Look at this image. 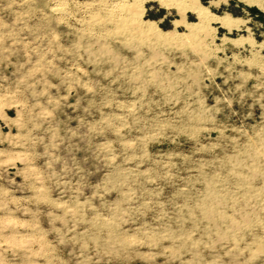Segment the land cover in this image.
<instances>
[{
  "label": "rangeland",
  "instance_id": "1",
  "mask_svg": "<svg viewBox=\"0 0 264 264\" xmlns=\"http://www.w3.org/2000/svg\"><path fill=\"white\" fill-rule=\"evenodd\" d=\"M137 1L0 0V264H264V0Z\"/></svg>",
  "mask_w": 264,
  "mask_h": 264
},
{
  "label": "bare ground",
  "instance_id": "2",
  "mask_svg": "<svg viewBox=\"0 0 264 264\" xmlns=\"http://www.w3.org/2000/svg\"><path fill=\"white\" fill-rule=\"evenodd\" d=\"M140 1V0H139ZM157 3L160 5V7L163 8H176L177 10H179V13H182V9L185 10H193L194 12H196V14L199 17V20L202 22L204 21V17L202 16V12H204L206 10V7H203L201 5H197L195 3V0H156ZM140 4L139 2L136 0L135 4L132 5V7L129 9V13L130 14H137V7H139ZM197 8H196V7ZM230 19L227 18H222L220 19V25L221 26H229Z\"/></svg>",
  "mask_w": 264,
  "mask_h": 264
},
{
  "label": "trees",
  "instance_id": "3",
  "mask_svg": "<svg viewBox=\"0 0 264 264\" xmlns=\"http://www.w3.org/2000/svg\"><path fill=\"white\" fill-rule=\"evenodd\" d=\"M254 10H257V9H254Z\"/></svg>",
  "mask_w": 264,
  "mask_h": 264
}]
</instances>
